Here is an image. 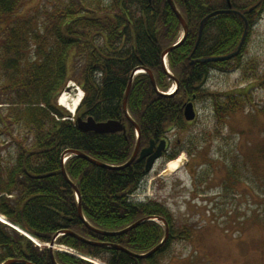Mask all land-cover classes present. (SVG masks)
I'll return each instance as SVG.
<instances>
[{
  "label": "trees",
  "instance_id": "obj_1",
  "mask_svg": "<svg viewBox=\"0 0 264 264\" xmlns=\"http://www.w3.org/2000/svg\"><path fill=\"white\" fill-rule=\"evenodd\" d=\"M28 1L0 0V214L42 243L66 230L105 242L89 243L70 233L55 241L105 264H162L171 242L191 239L193 228L186 223L176 226L171 210L155 198H131L146 177L145 160L136 157L125 167L109 168L75 154H67L62 164L61 156L66 149H75L115 166L130 158L137 137L123 110L129 76L136 67H145L160 91L168 89L172 78L162 67L161 54L176 41L179 20L168 0H45L23 13ZM173 1L188 25L182 44L167 54L178 86L169 95L160 94L146 73H138L127 96L128 113L140 130V148L152 139L159 141L170 130L187 132L193 122L183 116L187 101H210L216 133L231 114L256 105L252 89L207 88L205 81L212 69H239L242 79L264 81L255 59L242 58L248 33L264 12V0ZM222 9L236 10L247 19L244 41L230 59L203 61L234 51L244 33L243 17L222 11L205 20L198 39L201 20ZM69 80L84 93L74 115L57 102ZM87 116L96 121L119 119L125 129L83 131L76 119ZM193 148L194 137L185 146L175 141L164 152V160L177 157L184 149L194 155ZM62 165L73 183L63 176ZM229 179L230 172L223 180L225 191L232 186ZM74 185L88 224L116 231L142 217L160 216L168 224V239L147 258L133 255L157 245L164 225L146 220L125 233H98L80 217ZM54 256L58 264H94L63 251L55 250ZM9 258L54 264L48 248L0 221V264Z\"/></svg>",
  "mask_w": 264,
  "mask_h": 264
},
{
  "label": "rangeland",
  "instance_id": "obj_2",
  "mask_svg": "<svg viewBox=\"0 0 264 264\" xmlns=\"http://www.w3.org/2000/svg\"><path fill=\"white\" fill-rule=\"evenodd\" d=\"M44 1L29 0L23 13ZM242 54L243 61L255 59L264 74V12L252 25ZM242 77L239 69L212 70L205 85L213 91L252 89L256 105L231 114L216 133L210 101H197L196 118L187 132L169 133L171 147L175 141L185 146L188 138L194 137V155L180 150L175 158H180L178 166L167 173L162 171L172 160L165 161L162 156L144 179V187L134 194L137 199L149 195L163 202L176 226L186 223L193 228L191 239L171 242L162 264H264V81ZM73 83L81 89L74 80L66 86ZM174 85L168 87L172 92ZM63 92L57 98L59 105ZM229 172L232 186L225 191L223 180ZM149 178L153 179L150 193L142 190L149 185Z\"/></svg>",
  "mask_w": 264,
  "mask_h": 264
},
{
  "label": "water",
  "instance_id": "obj_3",
  "mask_svg": "<svg viewBox=\"0 0 264 264\" xmlns=\"http://www.w3.org/2000/svg\"><path fill=\"white\" fill-rule=\"evenodd\" d=\"M229 1V0H228ZM168 3L170 5V7L172 8V10L174 11V13L176 14L181 27L183 29V37L179 42H183V40L185 39V36L188 32V26L184 20V18L182 17V15L180 14V12L178 11V9L176 8L173 0H168ZM221 10H217L214 11L210 14H208L206 17H204L201 22H200V27H199V36L198 39L200 38V32L202 30V26L205 22V20L207 19V17H209L210 15L217 13ZM243 39V37H242ZM176 45H172L168 48H166L163 53L162 56H164L168 51H170L171 49L175 48ZM237 53L236 51H233L231 53H228L226 55H221V56H214V57H207V58H203V61H219V60H226L229 59L231 57H233L235 54ZM142 68L145 72L148 73L151 83L154 87L155 90H157L158 93L160 94H165L162 92H159L158 89L156 88V84H155V80L153 77L152 72L149 69L143 68V67H137L133 70V72L130 74L129 76V80H128V84L126 87V91H125V95L123 98V110L124 113L126 115V117L133 123V125L135 126L136 132H137V143L136 146L130 156V158L123 164L121 165H109L106 164L104 162H101L99 160H96L94 158H92L91 156L87 155L86 153L79 151V150H75V149H66L63 153H62V158L64 157L65 154L70 153V154H75V155H79L85 159H87L88 161L99 165V166H106L109 168H121V167H125L127 165H129L136 157L138 160L141 159H145V171H150L155 163V161L160 158V156L162 155V150L165 148V140L162 139L157 145L155 144V142L153 140L150 141L149 145L147 147H144L142 149L139 150V138H140V130L138 125L135 123L134 120H132V118L129 116L128 112H127V96L131 87V83L134 77V73L137 69ZM168 72V71H167ZM177 85V82H176ZM77 89V86L73 83L71 85H67L64 88V91H72L73 89ZM166 95V94H165ZM183 116L186 120H191L195 117V110H194V106L192 102H187L184 106V110H183ZM76 123L77 126L83 130V131H95V132H99V133H110V132H119V131H123L125 129L123 123L119 120V119H108L106 121H96L92 116H87L86 118H82V117H78L76 119ZM62 171L65 174V169H64V165H62ZM168 169L164 170L163 173H167ZM74 189L76 191V195H77V200H78V213L80 215V217L85 221L86 225H88V227H90L92 230L101 233V234H105V235H115V234H121V233H125L128 230L137 227L139 224H141L142 222L146 221V220H157V221H162L163 224L165 225V235L163 237V239L157 244L155 245L153 248H151L150 250L144 252V253H132L129 250H127L126 248L122 247L121 245H116V244H112V243H107L110 244L112 246L115 247H120L121 249H124L130 253H132L133 255L137 256V257H141V258H147L149 257L151 254H153L168 238V234H169V230H168V226L166 221L160 217V216H148V217H142L136 221H134L133 223H131L130 225L124 227L123 229L120 230H116V231H106V230H101L99 228H95L94 226L88 224V222H86L84 216H83V212H82V208H81V203H80V194L77 190V186L74 185ZM7 223V222H5ZM9 224V223H7ZM10 225V224H9ZM12 226V225H11ZM14 227V226H13ZM60 232L56 233V235L53 237V239L49 242L48 244V249L50 251V258L52 260V262L54 264H58L56 262L54 253H53V247H54V243H55V238L56 236H58ZM63 233H70L73 234L74 236L78 237L79 239L89 242V243H95V244H100V245H105V242H94L91 240H88L72 231L66 230V231H61V234ZM16 262H23L26 264H33L31 262H28L26 260L23 259H16V258H9L6 261H4L2 264H11V263H16Z\"/></svg>",
  "mask_w": 264,
  "mask_h": 264
},
{
  "label": "bare ground",
  "instance_id": "obj_4",
  "mask_svg": "<svg viewBox=\"0 0 264 264\" xmlns=\"http://www.w3.org/2000/svg\"><path fill=\"white\" fill-rule=\"evenodd\" d=\"M180 44H182V42H177L175 44H171L169 45L168 47L172 46V45H176V47H178ZM166 47V48H168ZM175 47V48H176ZM165 48V49H166ZM193 60L190 61V63H192ZM148 69V68H146ZM150 70V69H149ZM151 71V70H150ZM83 91L78 87L77 89H73L71 92L70 91H64L61 95H60V98H59V103L65 107H67L70 111H75V108L78 106L80 100H81V96H82V93ZM179 161H180V158L178 159H174L171 161V163L168 165L169 166V169H173V168H176L179 164ZM61 172L63 174V176L71 183L72 180L69 178L68 174L66 173L65 171V174L63 173L62 171V168H61ZM0 219L2 221H6L4 217H2L0 215ZM17 227V226H15ZM20 231H23L21 230L19 227H17ZM24 232V231H23ZM33 240H35L37 243H39L40 245L42 246H47L48 244L47 243H40L38 240H36L35 238H33ZM54 249H57V250H60V251H69L71 253H76L78 254L77 252H74L73 249H70L68 246L64 245V244H61V243H58L54 246ZM79 255V254H78ZM81 255V254H80ZM83 256V255H82ZM86 259H89L90 262H93L94 264H103L102 262H100L98 259H95V258H91V257H87L85 256Z\"/></svg>",
  "mask_w": 264,
  "mask_h": 264
},
{
  "label": "flooded vegetation",
  "instance_id": "obj_5",
  "mask_svg": "<svg viewBox=\"0 0 264 264\" xmlns=\"http://www.w3.org/2000/svg\"><path fill=\"white\" fill-rule=\"evenodd\" d=\"M163 137L166 138V146H167V141H168V140H167V137H168V136L165 134Z\"/></svg>",
  "mask_w": 264,
  "mask_h": 264
}]
</instances>
